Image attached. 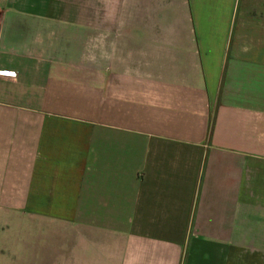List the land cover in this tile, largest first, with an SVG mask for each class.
I'll return each instance as SVG.
<instances>
[{
	"label": "crops",
	"instance_id": "1",
	"mask_svg": "<svg viewBox=\"0 0 264 264\" xmlns=\"http://www.w3.org/2000/svg\"><path fill=\"white\" fill-rule=\"evenodd\" d=\"M0 264H264V0H0Z\"/></svg>",
	"mask_w": 264,
	"mask_h": 264
}]
</instances>
